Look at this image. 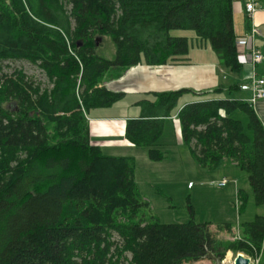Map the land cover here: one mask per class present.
<instances>
[{"label":"trees","instance_id":"trees-1","mask_svg":"<svg viewBox=\"0 0 264 264\" xmlns=\"http://www.w3.org/2000/svg\"><path fill=\"white\" fill-rule=\"evenodd\" d=\"M173 31L193 32L241 75L233 0H0V64L27 62L49 83L42 88L22 70L6 74L0 66V264H189L208 253L223 260L260 251L264 217L245 227L248 239L231 242H218L192 209L188 223L162 224L139 192L135 160L91 144L84 111L123 97L101 86L104 78L184 61L189 40ZM105 37L113 59L97 54ZM239 90L236 83L204 94ZM185 94L195 92L157 94L151 118L127 123L126 140L153 162L164 158L158 118L171 117ZM178 120L200 167L234 163L256 204L264 203V127L248 104L228 97L187 104Z\"/></svg>","mask_w":264,"mask_h":264},{"label":"crops","instance_id":"crops-1","mask_svg":"<svg viewBox=\"0 0 264 264\" xmlns=\"http://www.w3.org/2000/svg\"><path fill=\"white\" fill-rule=\"evenodd\" d=\"M252 2L256 4L258 11L249 24L245 14V5ZM233 23L237 38L246 36L252 27L257 29L258 36L254 40V46L264 56V0H233ZM191 57L188 56L179 64L165 67L137 66L128 70L120 79L107 80L104 83V87L112 92L122 94L123 97L110 108L95 109L89 112V133L92 145L100 147L107 156L135 158L136 154L134 155V153H136V150L133 148L134 145H131L125 138L127 123L131 120L151 118L152 115L149 114L151 110L150 106L156 101L157 94L179 90L195 92V94L183 95L171 117L158 118L164 123V130L160 140L163 141L164 138L167 139L168 136H172L178 147L185 146L182 142L181 128L178 120V114L185 105L213 99H226L227 97L240 101L251 97L249 92H242L241 90L233 92L232 95H228L226 92L204 94L220 87L228 89L236 83L240 85L247 83L249 76L253 72L249 55L245 56L241 54L244 64L241 73L244 74L243 80H240V77L236 79L233 73L220 63L216 55L213 63H207L202 58H200V62L193 63ZM256 72L259 77L264 78V61L256 67ZM187 96H189V100H186ZM181 100H183V104H180ZM254 112L264 127V100L257 103ZM168 133H171V135ZM160 140L156 147L158 150L164 145L162 142L160 143ZM142 151L147 152V150ZM159 151L162 152L161 150ZM185 153L188 155L187 151ZM146 160H148L147 157L145 160L144 158L141 159V161L149 164ZM219 170L222 173V177L217 183L218 188L227 189L229 187L226 194L230 200V210L233 209L235 212H238V217L235 218V228L231 220L234 218L233 216L231 219L226 218L224 221H221L218 229L226 230L225 232L228 233L218 231L219 237H225L226 234L227 240L245 241L249 238L245 227L256 221L257 217H264V203L261 205L256 204L248 179L243 174L245 172L234 163L224 161L218 168ZM225 179L228 181V184L225 187H220L219 184ZM199 182L202 181L199 180ZM192 184L190 182L189 187ZM143 199L145 198L143 197ZM235 202L236 204H234ZM251 207H253L254 212L248 213ZM212 227L213 225H211ZM239 254L246 255L245 253L235 255L232 252H228L226 256L228 259L231 257L232 264ZM248 257L252 258L251 256ZM252 260H257L258 264H264V236L261 240V249ZM192 263L213 264L208 259Z\"/></svg>","mask_w":264,"mask_h":264},{"label":"rangeland","instance_id":"rangeland-1","mask_svg":"<svg viewBox=\"0 0 264 264\" xmlns=\"http://www.w3.org/2000/svg\"><path fill=\"white\" fill-rule=\"evenodd\" d=\"M172 36L186 37L189 40L190 55L188 54L183 60L188 56H192L193 63L200 62V58L207 63H213V59L216 58L210 45L201 42L193 32L173 31ZM97 54L107 59L115 57L116 50L109 37L99 40ZM0 66L6 74H11L15 70H22L28 77L33 78L37 83H41L42 88L49 86L47 77L43 71L27 62H6L0 64ZM165 66L168 65L161 67ZM3 72H0V76ZM112 73L104 78L101 86H104L107 80H112L110 79L113 76ZM233 76L236 79L240 77V80L244 78V74L240 76L233 74ZM113 80H117V78ZM186 100H189V96H187ZM183 103V100H181L180 104ZM84 113L86 115L85 118L89 121V115L85 111ZM232 117L240 120L245 126L248 123V118L241 113H236ZM168 134L171 135V133ZM249 136L251 137L250 132ZM161 142L164 145L159 150L162 151L161 153H163L164 158L159 162H153L149 158L147 149L133 147L136 150V153H134L136 156L133 158L136 160V184L145 198L144 200L150 203L153 216L162 224H186L191 221L192 209L194 221L197 224L213 225L212 228L210 226V229L218 242H231V240L226 239V234L225 237H219L218 233V231L228 233L225 232L226 230L218 229L221 221H224L226 218L231 219L233 216L234 218L231 220L235 228V218L238 217V212H235L233 209L230 210L229 207L230 200L226 194L229 187L227 189L218 188L217 183L222 177L221 171L200 167L194 160V157H192L190 149L186 146L178 147L172 136H168L167 139L164 138L163 141L160 140ZM142 150H147V152ZM185 150L188 152V155L185 153ZM146 157L148 158L146 161L149 164L141 161L142 158L145 160ZM243 174L247 178L246 174ZM209 177L211 178L209 179ZM199 180L202 182H199ZM190 182L193 183L191 187H189ZM250 212H254L253 207H251L248 213ZM226 255L224 263H231V257L228 259ZM255 255L251 257L254 258Z\"/></svg>","mask_w":264,"mask_h":264},{"label":"built area","instance_id":"built-area-1","mask_svg":"<svg viewBox=\"0 0 264 264\" xmlns=\"http://www.w3.org/2000/svg\"><path fill=\"white\" fill-rule=\"evenodd\" d=\"M257 11L258 8L254 2L245 5V13L249 24L251 20H253V17ZM257 36V29L255 27H252L246 36L237 38L238 51L242 55H249L250 64L253 67V72L249 76L248 82L240 85V90L242 92H249L251 94V97L242 101L248 104L249 107L254 111L257 103L264 100V78L259 77L256 72V67L259 64H262L264 61L263 54L254 46V40ZM227 184L228 181L225 179L219 184V186L225 187ZM250 260L252 262L257 261L252 259Z\"/></svg>","mask_w":264,"mask_h":264},{"label":"water","instance_id":"water-1","mask_svg":"<svg viewBox=\"0 0 264 264\" xmlns=\"http://www.w3.org/2000/svg\"><path fill=\"white\" fill-rule=\"evenodd\" d=\"M207 259L213 262L214 264H225L224 259L222 260L221 258L216 257L212 253L207 254ZM251 260L249 257H247L244 254H239L236 257L235 263L234 264H250Z\"/></svg>","mask_w":264,"mask_h":264},{"label":"bare ground","instance_id":"bare-ground-1","mask_svg":"<svg viewBox=\"0 0 264 264\" xmlns=\"http://www.w3.org/2000/svg\"><path fill=\"white\" fill-rule=\"evenodd\" d=\"M246 14V13H245ZM247 17V16H246ZM230 258V257H229ZM235 260H236V258L233 260V263L232 264H234L235 263ZM225 264H231V263H228V262H226ZM250 264H258V261H254V262H250Z\"/></svg>","mask_w":264,"mask_h":264}]
</instances>
